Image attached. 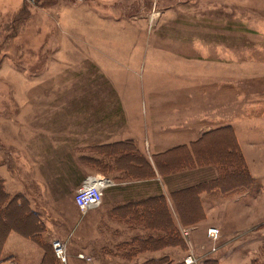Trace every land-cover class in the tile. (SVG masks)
<instances>
[{"label":"rangeland","instance_id":"1","mask_svg":"<svg viewBox=\"0 0 264 264\" xmlns=\"http://www.w3.org/2000/svg\"><path fill=\"white\" fill-rule=\"evenodd\" d=\"M186 121L256 134V201L227 209L218 242L202 234L185 252L197 258L215 246L220 264H249L264 245V0H0V161L27 171L39 220L12 208L10 225L37 223L34 239L65 242L68 264H88L74 258L85 255L89 213L75 203L85 180L76 184V148L121 129L160 134Z\"/></svg>","mask_w":264,"mask_h":264},{"label":"crops","instance_id":"2","mask_svg":"<svg viewBox=\"0 0 264 264\" xmlns=\"http://www.w3.org/2000/svg\"><path fill=\"white\" fill-rule=\"evenodd\" d=\"M188 123L159 131L160 134H150L148 130L128 134V130L121 129L97 146L85 144L76 148L73 156V169L79 177L76 184L94 173L108 177L113 184L105 191L101 206L89 210L87 216L88 244L82 250L92 260L88 264H145L163 258L183 264L187 248L201 240L202 234L207 238L208 227L217 225L223 233L229 216L227 209H239L241 204L248 208L251 200L256 201L261 182L254 171L255 132L234 123L196 130ZM151 135L165 136L167 140L152 143ZM129 141L137 147L140 157H130ZM203 146H208L210 154H203L200 149ZM219 146L225 149V155L218 154ZM60 157L58 154L57 186L64 183L66 176L65 159ZM144 159L150 164L147 173ZM17 165L24 169L30 166L28 162ZM12 168L10 162L0 161V219L4 222L0 264H59L54 255L50 256L53 254L50 242L37 243L32 239L37 223L33 224L34 229L24 225L23 231L10 225L12 208L21 210L23 220L34 219L31 187L26 185L27 171L17 173ZM102 168L105 173L100 171ZM46 169L51 168L47 165ZM41 177L46 180L47 191L48 175L42 173ZM192 203L197 212L190 211ZM162 212L165 222L160 217ZM187 215L192 216L189 222ZM210 218L217 219L214 222ZM84 226L83 223L81 228ZM248 231L247 227L242 229ZM204 247L203 251L198 249L201 251L196 257L220 264L216 257L220 249L213 253L211 247Z\"/></svg>","mask_w":264,"mask_h":264},{"label":"built area","instance_id":"3","mask_svg":"<svg viewBox=\"0 0 264 264\" xmlns=\"http://www.w3.org/2000/svg\"><path fill=\"white\" fill-rule=\"evenodd\" d=\"M112 181L104 175H89L85 178L83 185L77 190L75 195V203L77 208L83 213H87L89 210L96 209L101 206L105 191L112 186ZM185 236H188V232H184ZM207 237L214 244L221 238V232L217 227H209L207 229ZM53 252L56 258L62 264H68V252L65 242L55 239L51 243ZM215 246L213 252H215ZM78 258L91 262V258L79 254ZM185 264H196L197 258L192 252L185 258ZM14 264V263H11Z\"/></svg>","mask_w":264,"mask_h":264},{"label":"trees","instance_id":"4","mask_svg":"<svg viewBox=\"0 0 264 264\" xmlns=\"http://www.w3.org/2000/svg\"><path fill=\"white\" fill-rule=\"evenodd\" d=\"M128 152H129L130 157H132V158H135L137 155H138V157H140L139 156V152H138L136 146L134 145V143L132 141H129V143H128ZM144 160H145V164H146V166H145V173H147V171L150 170V164L147 161V159H144ZM100 171L102 173H105V168H102ZM33 216H34V213H33ZM32 239L34 241H36L37 243H39V241H42V240H36V239H34V236H33ZM51 248H52V246H51ZM47 253H48V255H50L48 251H47ZM52 253L53 254H51L50 256H53L54 255V257L56 258L55 254L53 252V249H52ZM260 254H261V256L259 258H255V259L251 260L249 264H264V245L261 248ZM261 257H262V259H260ZM165 261H167L166 258L159 259V260H149L145 264H163ZM59 264H61L60 261H59ZM207 264H218V263L215 262V261H210V262H207Z\"/></svg>","mask_w":264,"mask_h":264},{"label":"bare ground","instance_id":"5","mask_svg":"<svg viewBox=\"0 0 264 264\" xmlns=\"http://www.w3.org/2000/svg\"><path fill=\"white\" fill-rule=\"evenodd\" d=\"M223 139V138H222ZM221 139V140H222ZM218 141V140H217ZM216 140H215V142H217ZM214 142V141H213ZM230 142V141H229ZM217 144V143H216ZM215 143H214V146L216 145ZM211 150V149H210ZM213 152H214V150H213ZM219 153H221V152H219ZM205 158V157H204ZM210 158H212V157H210ZM210 162V161H209ZM188 199V198H187ZM190 199V198H189ZM190 209V208H189ZM190 211H192V212H197L196 211V208H195V205H194V203L192 204V207H191V210ZM192 220V216L191 215H187V217H186V221H191Z\"/></svg>","mask_w":264,"mask_h":264}]
</instances>
